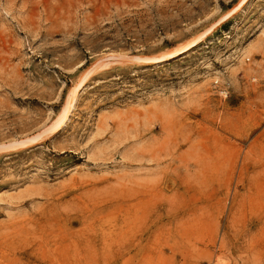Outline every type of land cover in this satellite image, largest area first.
Instances as JSON below:
<instances>
[{"label": "rangeland", "instance_id": "obj_1", "mask_svg": "<svg viewBox=\"0 0 264 264\" xmlns=\"http://www.w3.org/2000/svg\"><path fill=\"white\" fill-rule=\"evenodd\" d=\"M257 42L264 0H0V264H264Z\"/></svg>", "mask_w": 264, "mask_h": 264}, {"label": "bare ground", "instance_id": "obj_2", "mask_svg": "<svg viewBox=\"0 0 264 264\" xmlns=\"http://www.w3.org/2000/svg\"><path fill=\"white\" fill-rule=\"evenodd\" d=\"M253 46V45H252ZM254 46L256 47V49H259V47H262V46H264V44L263 43H261V42H257L256 44H254ZM250 49H251V46L250 47H248V48H244L243 49V51L244 52H249L250 51ZM252 51V50H251ZM221 264V263H220Z\"/></svg>", "mask_w": 264, "mask_h": 264}]
</instances>
